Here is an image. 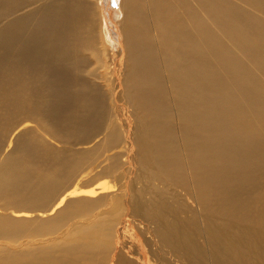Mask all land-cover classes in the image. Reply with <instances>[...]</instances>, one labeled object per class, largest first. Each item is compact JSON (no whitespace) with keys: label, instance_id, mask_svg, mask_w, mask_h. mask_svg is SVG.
<instances>
[{"label":"bare ground","instance_id":"1","mask_svg":"<svg viewBox=\"0 0 264 264\" xmlns=\"http://www.w3.org/2000/svg\"><path fill=\"white\" fill-rule=\"evenodd\" d=\"M2 1L0 46L13 45L6 44L9 57L0 48V71H9L0 87L12 72L30 89L59 77L77 83L81 66L69 56L101 28L103 50H117L115 73L100 74L106 95H82L94 114L110 98L111 112L125 120L108 126L104 144L122 146L107 161L112 150L95 147L75 168L61 164L72 177L83 174L51 210L33 214L45 202L0 208V264H264V101L259 108L256 100L264 99V56L252 53L259 24L253 0H121L120 34H111L110 45L104 33L114 26L115 0H103L102 10L94 0H36L37 8L26 0L32 4L20 3L30 9L8 22L21 5ZM164 82L185 121L175 141L173 131L156 135L153 119L141 118L159 113ZM121 156L126 183L118 176ZM135 177L141 188L130 184ZM34 181L33 195L51 184Z\"/></svg>","mask_w":264,"mask_h":264},{"label":"rangeland","instance_id":"2","mask_svg":"<svg viewBox=\"0 0 264 264\" xmlns=\"http://www.w3.org/2000/svg\"><path fill=\"white\" fill-rule=\"evenodd\" d=\"M6 1L8 2H5L3 0L1 4L4 5L7 3L9 5H16L14 3L15 0ZM263 1L264 0H253V2L255 3L254 8L256 9L255 19L259 23L256 27V29H258V32L255 33H257V35H261V37L257 38V35L255 36V40H257V42L255 43L256 45H254L252 53L254 54V56L261 55L260 57H262V55L264 56ZM18 2L19 4L17 3V5H21L20 13L16 11L14 15H10L11 18H8L4 22L12 21L13 19H15L17 14L23 15L26 13V10L30 9V7L23 8V6L27 5L29 1L18 0ZM20 2L24 5H22ZM30 2L34 3L33 0H30ZM102 2L103 0H94V6L102 10ZM115 3L116 6L114 7V9H116L117 11L114 10V26H109V28L107 27V31L106 33H104V37L106 40H108L107 42L109 45L114 43L112 35L120 34L119 29L124 16L123 11H120L122 10L120 6L121 0H115ZM40 5L41 3H39L38 1L37 3L32 5L31 8H37ZM114 29L118 31L116 32ZM100 33L101 28H99L97 36L95 37L96 40H94L93 43H84L82 46L77 47V50H75L74 53L69 56L70 62L77 61V63L81 66L80 72H77L78 74L76 73V76H79V80L77 83H72L69 79L64 80L62 77H59L53 80L48 79L44 84L30 85V89L29 87L19 85L15 80V73L12 72L8 75L7 80L3 82L6 83L7 81L6 86L0 87L1 209H8V207H11L12 205H18L20 206L21 210H23V208L24 210H27L28 207H36L37 205L45 202V206L38 208V211H33V214L37 215L40 210L44 212L45 210H51L56 204H58L57 201H60V198L63 196V194H65L70 188H72L76 180L78 178H81L80 176L81 174H83L82 170L80 171V169H77V173L72 177L69 169H65L62 167L63 164H70V166L75 168V164L78 163L79 160H83V152L85 153V151H90L95 147H97V150L100 149L99 151L101 152L112 150L111 154H105V160L107 161L110 155H113L114 153H117L119 151L118 146H122L117 144L106 146V144H104L105 142L103 141L106 139V136L109 132L107 131L109 129L108 126L111 125L112 120L117 121V127H121L124 123L125 117H123L122 115H116L115 113L113 114V111L111 112L112 109L110 108V98L105 99L99 105L100 107L98 106L97 114L92 113L90 109L92 100L82 95L85 92L91 94L92 96L93 94L98 95V93L99 95H106V91H108L109 86L107 84H104L103 76L100 74L104 72V69H106V77H113L115 73L114 68L115 60L117 59V50L114 47H110L108 50H103L102 45L99 43ZM8 35L10 37V34ZM2 40L3 39L1 38L0 42H2ZM6 44L13 45L12 42H6ZM6 44L2 43V46H0V48L4 50L1 54V56L3 57H9L10 50H12ZM244 51L242 52L245 54ZM246 51L251 52V49H247ZM158 68L163 76L166 68L159 62ZM79 69L80 67L78 66V70ZM4 72L7 74L9 73L6 68L3 67V69H1L0 83L2 80L1 73ZM164 84L165 82L163 83V85ZM163 88L166 99L163 98V106L159 108V113H157L156 115H150L148 113L146 114L145 112H142V115L140 113L139 114L141 115V118L145 114L146 118L149 119L150 116L153 119V130L156 135H158L160 128L162 127L168 129V132L173 131L171 140L174 139L175 141V138L179 137V132L181 133V131L179 130L183 131V123L185 121H181L182 116L180 113L178 115V102L175 106L173 97H169L172 92L169 91L170 87L165 84ZM88 91H91L92 93ZM12 92L14 94H12ZM70 94H73L71 95L72 99L70 103L66 105L64 104V99L68 98ZM241 94L244 93H240V96ZM19 96H24L27 98L29 97V102H25L21 106L16 104L8 105L9 100H14ZM240 96L238 95V97ZM3 98H5L6 100L2 101ZM261 99V96H259L258 99L256 97V100L260 101V103L258 102L259 108H261L264 101V99ZM6 101H8L7 104H5ZM167 116L170 118H168ZM25 123L29 124L26 128L27 130L23 125ZM17 130L19 132L15 135V132ZM28 131L30 133H27ZM156 139V148L158 149L157 136ZM178 141L180 142V139H178ZM11 142L12 144L11 146H9ZM153 142H155V140H153ZM166 143H168L167 145L171 144L168 138L166 139ZM184 144L186 143L184 142ZM178 149L179 151L182 150L179 145ZM195 154L196 150H192L191 156L195 157ZM101 160L104 159L102 158ZM119 161L120 164L118 165L121 166L122 169L119 171V173L121 174L118 176H124L123 181L126 183L127 179L125 178L126 176L128 177L129 174L125 170L126 168L124 169V167L127 166L126 164H124L125 156H123ZM182 166H185V164H182ZM40 176L50 178L51 184L47 186L48 188L45 187L43 193L39 195H33V192L30 189L31 184L33 182L37 185L38 183H36L34 179L35 177ZM135 179L136 177L134 179L132 178L130 184L132 181L136 182L137 187L141 188L142 182L135 181ZM103 180L112 181L113 177L111 175H106ZM11 186L13 187L10 189ZM256 190H254L255 193H257ZM244 206L248 207L249 205L247 202H245ZM64 208L65 207H62L59 212L63 211ZM53 217H55V215ZM83 218L85 217H77L72 219V221L78 222Z\"/></svg>","mask_w":264,"mask_h":264}]
</instances>
